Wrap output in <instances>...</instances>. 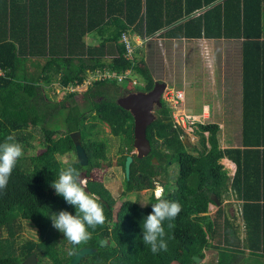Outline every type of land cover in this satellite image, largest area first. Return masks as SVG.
<instances>
[{"label":"trees","instance_id":"trees-1","mask_svg":"<svg viewBox=\"0 0 264 264\" xmlns=\"http://www.w3.org/2000/svg\"><path fill=\"white\" fill-rule=\"evenodd\" d=\"M263 26L264 0H0V143L12 135L23 151L42 150L23 154L7 188L0 190V264H21L31 253L36 254V264H66L69 251L83 246L96 250L77 264H196L193 256L203 259L204 250L210 247L217 250L215 264H250L246 260L252 257L264 260ZM162 29L167 38H243L242 150L221 149L220 129L214 123L198 124L195 136L199 142L191 146L181 138L179 128H172L170 108L161 99L162 106L155 108L156 119L146 128L150 153L139 159L130 155L133 118L116 103L125 94L116 78L90 81L86 109L76 101L75 91H66L58 107L44 93L43 87L52 82L61 89L82 85L97 70L121 74L132 69L145 82L144 89L135 84L133 90L151 89L154 81L138 53L142 49L136 48L132 59H126L120 37L124 32L154 36ZM89 33L96 44L87 45ZM106 54L111 57L106 59ZM104 124L126 149L119 150L123 172L126 157L132 156L123 187L133 193L149 188L147 206L124 198L114 210L110 188L90 178L94 169L108 162L107 140L101 138ZM73 132L81 133L87 166L76 158ZM70 154L75 158L66 162L59 158ZM226 155L247 158L242 170L237 163L232 179L239 185L238 197L243 202L242 239L223 208L208 212L215 198L222 202L220 189L215 187L228 180L219 163ZM172 163L178 171L170 181ZM69 165L86 177V191L96 195L106 216L104 225L89 229L92 238L75 247L64 240L50 218L62 210L76 214L75 207L51 187L59 169ZM158 177L164 178L162 197L179 202L181 212L171 221L174 228L168 229L169 221L164 222L168 250L153 254L143 243L141 224L156 202L153 189ZM23 220L36 228V239L19 241ZM100 240H107V246L101 247ZM245 252L249 256L242 261Z\"/></svg>","mask_w":264,"mask_h":264},{"label":"crops","instance_id":"crops-1","mask_svg":"<svg viewBox=\"0 0 264 264\" xmlns=\"http://www.w3.org/2000/svg\"><path fill=\"white\" fill-rule=\"evenodd\" d=\"M163 32L164 29L156 32L154 36H151L152 38L147 43L149 44L150 42L158 41L159 44H162L164 40L179 41L181 45L184 43V45L180 47L184 51L183 55L185 59L178 75L180 86H170L183 91L184 99L182 107L184 111L193 115L204 114L209 120L212 119L210 122L206 123H214L219 126L220 131L218 134V140L221 149L242 150L243 147L240 132V119L242 114L240 51L242 50L241 42L243 38H186L184 36L167 38V36L164 37V35H162ZM130 33L131 32H129V34ZM137 38L138 37L136 36L135 39ZM85 39L87 45L97 43V40L95 37L91 36V33H89ZM220 41L223 43L220 44ZM196 42L199 45H195V47L193 44ZM237 46L239 49V66L238 75L236 76L233 61V56L235 54L233 53ZM196 55H198V58ZM109 57H111V55L106 54V59ZM197 59H199V62ZM218 62H220V65ZM226 62L227 65H229L228 69ZM217 70H219V73H217ZM206 71L209 74L207 77L205 76ZM162 72L163 76L161 79H156L150 74L153 81H163L166 83L169 76L166 77V73L164 71ZM90 73L97 75L101 72L97 70L94 73ZM217 77L220 81V87L218 88L216 84ZM170 82L172 84L174 83L171 80ZM181 85L183 87H181ZM48 86L54 87L57 92L61 89L56 82H52ZM236 118H239V123L236 121ZM193 138L194 139L189 140V143L193 142L192 146H197L199 140L195 134L193 135ZM246 160L247 158H245V156L243 158H238L237 160L229 155L220 158L219 163L222 165L223 170L226 171L228 180L221 186L215 187L216 189H220L222 202L220 204L219 200L215 198L212 208L209 207V214L218 207H221L223 208L224 215L231 216L229 217V220H236L240 217L242 218L241 208L243 207V202L238 197L237 192L239 185L232 183V179L237 170V163L241 166L242 170L243 163H245ZM241 221L244 222L243 219H241ZM244 224L243 226L245 228ZM244 228L241 231L239 230L241 239L245 236ZM246 253L247 252H245V254Z\"/></svg>","mask_w":264,"mask_h":264},{"label":"rangeland","instance_id":"rangeland-1","mask_svg":"<svg viewBox=\"0 0 264 264\" xmlns=\"http://www.w3.org/2000/svg\"><path fill=\"white\" fill-rule=\"evenodd\" d=\"M263 36H264V26H263ZM220 42H221L220 44L223 43L222 41H220ZM143 43L139 44V42H138L133 48L136 47V48L142 49L138 53L143 56L145 65H146L149 73L151 75H153V77H155L156 79H161L163 76L162 71H164L166 73L165 76L166 77L169 76V78L166 80V85L167 86L173 85L174 87H179L180 85L178 82L179 81L178 75H179L180 69L183 66V63L185 62L184 55H183L184 51L180 47L183 46L184 43H182V45H181V43L179 41H172V40H164L162 44H159L158 41L150 42L149 44L147 42H145L144 44ZM193 45L198 46L199 44H197V42H196ZM233 54H235L233 56L234 71L236 72V76H237L238 75V66H239V49H238V46L235 49ZM196 56L198 58V55H196ZM197 60L199 62V59H197ZM218 64L220 65V62H218ZM226 66L228 69L229 65H227V62H226ZM217 73H219V70H217ZM208 75L209 74L206 71L205 76L207 77ZM96 77H97V75L89 73V75L87 77V81L85 83H83L82 85H78L75 87H69L68 89L62 88L58 92L54 89V87L46 86V87H44L46 89L44 91V93L47 94L48 98L53 100V103L57 105L56 107H58L60 104H62V96L66 93V91H75L76 92V97H75L76 101L78 102V104H80V106L83 109H86V104H87L86 103L87 102L86 101L87 100L86 91L88 88V84L90 83V81L92 79H95ZM129 77H130V79L134 80L136 82V84H140V86H138V89H144V83H145L144 79L142 78V76L138 72H134V73L132 72L129 75ZM169 79L174 83L172 84ZM219 83H220V81L217 77V80H216L217 88L220 87ZM120 86H122L121 88H123V90L125 91V94H127V92H134L132 86L129 83V79L127 77H126L125 81L120 83ZM181 87H183V86L181 85ZM126 88H128V89H126ZM185 88L187 89L186 86H185ZM117 98H116V101H117ZM64 104L66 105L67 102L64 101ZM194 111H197V110H194ZM61 112H64V109H62ZM207 119L204 121V123L210 122L212 120V119L211 120H209V119L207 120ZM236 121L239 123V118H236ZM101 128H102L101 138H105L107 140L106 143L108 145V152H107L108 162L105 164V166L103 168L94 169L92 171L90 178L103 181L110 188L111 194L115 199L114 210H116L117 206H119V204L121 203V201L124 198H133V199L137 200L139 203H141L140 201H144L145 203H147L148 197L150 194L149 188H144V189H141L140 191H138L137 193H133V192H127V190L123 187L124 172H123L121 166L118 164V159L120 157L119 150L122 148V150H123L122 152H125L126 149H124V147L121 144V141L118 138L111 135L109 127L106 124L102 125ZM196 128H197V126H196ZM192 143L193 142L190 143L191 146H192ZM35 144H36V142L33 141L32 145H35ZM190 149H191L190 147L186 148V150H188V151H190ZM40 151H42V150L35 148L32 150L27 149V150H24L23 152L25 155H32V154L39 153ZM132 154H134V150H132L130 152V155H132ZM59 158L63 162H66L67 160L74 159L75 157L73 154H70V155L59 157ZM168 171H169L168 172V178L170 179V181H172L174 178L173 175L177 176V171H178L177 164L172 163ZM82 178L86 181L85 176H82ZM157 179H158L157 181L159 182V184L164 181L163 177H158ZM210 208H212V205H210ZM228 217H231V216H228ZM230 223L231 224L234 223L235 225H237L238 230H240V231L244 228V226H243L244 222L241 221V217L239 219H236V220H231ZM23 227L24 228H23L22 233L20 234L19 241H23V240L28 239V238H32V239L37 238L38 233L36 231V228L31 224L30 221L23 220ZM248 256H249V253L247 252L244 255L242 261L244 259H246ZM216 259H217V250L210 247V248H207L204 250V258L201 259L196 264H215ZM255 261L257 262V264H264V260H262V259L253 260V257L251 260H246V262H249L250 264H255Z\"/></svg>","mask_w":264,"mask_h":264},{"label":"clouds","instance_id":"clouds-1","mask_svg":"<svg viewBox=\"0 0 264 264\" xmlns=\"http://www.w3.org/2000/svg\"><path fill=\"white\" fill-rule=\"evenodd\" d=\"M184 140L189 142L190 139L185 138ZM23 154V146L15 142L12 135H8L5 141L0 143V190L7 188L13 169ZM154 183L156 187L153 189V193L156 202L151 203L152 212L144 218L141 227L143 243L150 248L153 254H156L168 250L164 222L169 221L168 229L174 228L175 225L171 221L181 212V205L179 202L164 199L162 197L164 189L158 182ZM51 187L54 188L57 195L62 196L69 205L76 209L75 215L64 210L52 213L50 218L53 227L59 230L65 237L64 240L73 247L86 243L92 238V232L89 229L95 230L97 226H102L106 222L102 204L94 193L86 191L87 182L82 178L80 171L71 165L62 166L59 169ZM140 202L142 207L148 204L144 201ZM107 244V240L99 241L101 247H106ZM73 254L72 251H69V255Z\"/></svg>","mask_w":264,"mask_h":264},{"label":"water","instance_id":"water-1","mask_svg":"<svg viewBox=\"0 0 264 264\" xmlns=\"http://www.w3.org/2000/svg\"><path fill=\"white\" fill-rule=\"evenodd\" d=\"M166 87L163 81H154L151 89L147 91H134L117 98V104L123 109L130 112L133 118V150L137 158L146 157L150 153V145L146 139V128L156 119L155 108L162 106V92ZM75 148V155L78 161L83 165H88V156L82 145L81 133L73 132L70 134ZM132 156H127L124 163V172L126 178L129 176L130 164ZM156 160L153 159V163ZM95 248L83 246L74 251L66 264H77L81 262L86 255L95 252ZM193 259L198 263L201 258L193 256ZM37 258L35 253L29 254L21 264H36Z\"/></svg>","mask_w":264,"mask_h":264},{"label":"built area","instance_id":"built-area-1","mask_svg":"<svg viewBox=\"0 0 264 264\" xmlns=\"http://www.w3.org/2000/svg\"><path fill=\"white\" fill-rule=\"evenodd\" d=\"M138 37L135 39V37ZM152 37L151 36H138L135 33L124 32L122 33L120 40L125 43V53L124 56L126 59H132L135 48H133L138 42L139 44L148 42ZM133 39V40H132ZM136 42V43H135ZM143 43V44H144ZM142 44V45H143ZM141 45V46H142ZM132 69H128L125 73L116 74L114 72L106 71L104 73L97 74V78L100 77H110L116 78L118 82H123L126 80V77L129 79L131 86L135 85L136 82L129 78ZM3 74V70L0 67V75ZM128 83V82H127ZM128 86V85H127ZM126 86V87H127ZM162 97L170 108V116L172 120V128L180 129L182 131L181 138H188L190 140L194 139L193 135L195 134L196 126L198 124H205L204 121L207 119L204 114L202 115H193L186 113L182 107L184 93L180 89H175L173 87L167 86L162 92ZM207 135V133H205Z\"/></svg>","mask_w":264,"mask_h":264},{"label":"flooded vegetation","instance_id":"flooded-vegetation-1","mask_svg":"<svg viewBox=\"0 0 264 264\" xmlns=\"http://www.w3.org/2000/svg\"><path fill=\"white\" fill-rule=\"evenodd\" d=\"M161 99H163V97H161ZM164 100V99H163ZM108 264H110V262H108Z\"/></svg>","mask_w":264,"mask_h":264}]
</instances>
